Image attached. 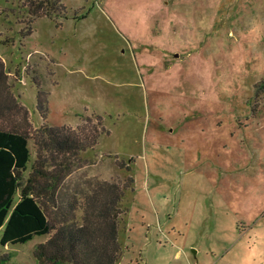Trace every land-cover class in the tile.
<instances>
[{
    "label": "rangeland",
    "instance_id": "obj_1",
    "mask_svg": "<svg viewBox=\"0 0 264 264\" xmlns=\"http://www.w3.org/2000/svg\"><path fill=\"white\" fill-rule=\"evenodd\" d=\"M41 1L0 0V60L31 134L38 92L51 127L102 122L68 182L134 179L120 264H264V0Z\"/></svg>",
    "mask_w": 264,
    "mask_h": 264
},
{
    "label": "trees",
    "instance_id": "obj_2",
    "mask_svg": "<svg viewBox=\"0 0 264 264\" xmlns=\"http://www.w3.org/2000/svg\"><path fill=\"white\" fill-rule=\"evenodd\" d=\"M56 6V0L33 3L32 16L54 19L64 13L56 15ZM37 109L45 124L33 135L28 112L14 97L0 60V244H25L48 236L35 248L38 264H120L122 204L134 179L68 182L73 159L97 145L102 122L92 123L91 117L78 129L51 127L46 124L48 100H43L42 92ZM22 112V125L3 123L7 114ZM127 171L131 172L129 165ZM11 259L6 256L0 264H10Z\"/></svg>",
    "mask_w": 264,
    "mask_h": 264
}]
</instances>
